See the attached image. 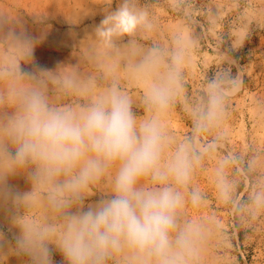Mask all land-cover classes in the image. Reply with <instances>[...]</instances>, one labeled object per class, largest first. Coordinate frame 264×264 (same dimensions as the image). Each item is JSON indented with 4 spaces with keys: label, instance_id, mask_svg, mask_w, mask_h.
Returning a JSON list of instances; mask_svg holds the SVG:
<instances>
[{
    "label": "rangeland",
    "instance_id": "obj_1",
    "mask_svg": "<svg viewBox=\"0 0 264 264\" xmlns=\"http://www.w3.org/2000/svg\"><path fill=\"white\" fill-rule=\"evenodd\" d=\"M122 2L0 0L4 32H22L37 41L31 62L20 65L21 79L42 83L51 104L75 109L116 88L143 119L150 115L145 83L131 70L130 49H182L181 86L163 116L169 145L162 163L178 145L189 147L196 158L178 217L182 226L199 230L193 264H264V0H134L148 13L150 26L109 47L96 39L94 29ZM5 51L15 54L0 32V53ZM212 81L221 94L220 107L213 121L197 127L196 113L207 109ZM4 90L0 84V94ZM10 114L6 104L0 106V117ZM111 183L112 175L101 178L89 189L85 205L111 195ZM142 184L148 187L151 181ZM34 187L26 173L0 184V264H30L16 251V215L51 219L43 189L36 204L19 210L2 194L6 189L27 194ZM194 191L200 193L196 203L190 198ZM52 260L66 264L55 246Z\"/></svg>",
    "mask_w": 264,
    "mask_h": 264
},
{
    "label": "clouds",
    "instance_id": "obj_2",
    "mask_svg": "<svg viewBox=\"0 0 264 264\" xmlns=\"http://www.w3.org/2000/svg\"><path fill=\"white\" fill-rule=\"evenodd\" d=\"M149 26L148 13L134 0H123L94 32L100 43L113 47L118 38ZM0 32L15 49L14 55L0 53L5 85L0 106L11 112L0 117V184L26 173L35 186L27 194L11 189L2 194L19 210L36 204L43 189L51 216L16 215V251L30 264H53L52 246L66 264H193L199 230L182 226L178 217L196 158L178 145L162 163L169 145L163 116L181 86L183 50L130 49V67L145 83L143 100L150 112L140 119L130 97L116 88L96 93L82 109L51 104L42 83L21 79L20 65L31 62L37 41L4 32L2 25ZM220 99L216 82H210L208 107L196 113L197 127L216 118ZM107 175H112L111 195L86 206L89 189ZM145 179L151 186L142 184ZM190 198L196 203L200 193Z\"/></svg>",
    "mask_w": 264,
    "mask_h": 264
},
{
    "label": "trees",
    "instance_id": "obj_3",
    "mask_svg": "<svg viewBox=\"0 0 264 264\" xmlns=\"http://www.w3.org/2000/svg\"><path fill=\"white\" fill-rule=\"evenodd\" d=\"M234 56H236V57H237V55H236V54H234Z\"/></svg>",
    "mask_w": 264,
    "mask_h": 264
}]
</instances>
